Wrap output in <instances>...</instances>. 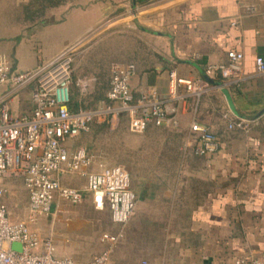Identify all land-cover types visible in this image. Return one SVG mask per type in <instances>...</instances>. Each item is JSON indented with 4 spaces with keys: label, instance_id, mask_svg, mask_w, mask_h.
Listing matches in <instances>:
<instances>
[{
    "label": "crops",
    "instance_id": "crops-1",
    "mask_svg": "<svg viewBox=\"0 0 264 264\" xmlns=\"http://www.w3.org/2000/svg\"><path fill=\"white\" fill-rule=\"evenodd\" d=\"M57 2L59 6L49 11L50 20L39 28L23 27L11 38L0 39V59L19 71L51 63L106 16L120 15L125 32L138 35L129 63H150L138 67L131 81L136 95L149 87L166 94L171 71L209 84L198 106L194 100L179 104L178 127H154L181 130L186 141L191 122L197 120L215 131L222 143L213 155L190 152L202 159V172H190L183 179L177 174L171 189L160 191L155 183L134 189L136 210L111 252L112 263L235 264L239 257L264 259V74L256 68V57L264 59V0ZM231 49L244 53L239 85L220 73H206L209 65L228 64ZM33 87L12 94L15 114L32 112ZM8 89L1 86L0 94ZM240 119L248 125L230 128ZM74 180L64 178L66 184ZM60 202L34 225L43 236L44 228L52 227L65 211ZM85 205L92 218L107 214L104 233L119 230L108 207L97 209L91 197ZM87 221L64 236L52 233L57 256L87 262L108 247Z\"/></svg>",
    "mask_w": 264,
    "mask_h": 264
},
{
    "label": "built area",
    "instance_id": "built-area-1",
    "mask_svg": "<svg viewBox=\"0 0 264 264\" xmlns=\"http://www.w3.org/2000/svg\"><path fill=\"white\" fill-rule=\"evenodd\" d=\"M74 50L73 45L51 63L23 71L12 69L7 59H0V87L10 86L6 93L0 94V264H113L111 252L123 237L138 203L130 173L121 165L95 167V157L84 147L71 148L69 140L88 132L93 123H109L118 117H125L134 133H142L150 126L178 127L179 104L193 99L194 106H198L208 92L205 80L180 78L171 71L166 94L149 87L136 95L131 81L137 74V66L117 63L111 67L106 100L95 107L75 109L71 106L70 90ZM228 57V64L209 65L206 73H220L239 85L243 79L244 53L231 49ZM256 68L264 74L261 56L256 57ZM30 84L34 85L33 110L15 114L11 96ZM247 125L246 119H240L230 124V128ZM221 145L215 131L193 120L183 151L207 156L218 153ZM13 173L23 178L28 191L26 219L13 218L4 202L7 194L4 181ZM65 177L84 178L85 185L82 188L68 185ZM88 197L97 209L109 208L119 230L103 233L101 239L108 247L87 262L57 256L53 234L43 236L34 225L41 216L50 215L58 201L79 204ZM13 243H20L21 250L13 248ZM235 264H264V259L239 257Z\"/></svg>",
    "mask_w": 264,
    "mask_h": 264
},
{
    "label": "rangeland",
    "instance_id": "rangeland-1",
    "mask_svg": "<svg viewBox=\"0 0 264 264\" xmlns=\"http://www.w3.org/2000/svg\"><path fill=\"white\" fill-rule=\"evenodd\" d=\"M54 1L57 0L0 1V39L11 38V35L18 33L23 27L25 31L36 29L43 22H48V17L51 18L49 11L59 6L52 4ZM120 18V15L111 18L106 16L100 25L91 29L74 45L72 68L76 86L73 89L71 86V90L74 94L78 93L77 99L83 106H93L98 96L107 93L112 65L132 62L129 61L132 56V44L137 45L138 35L129 36L123 29ZM134 64L138 70V67L143 69L150 63ZM186 141L181 130L170 128L150 126L142 133H134L130 130L127 119L118 117L105 125L93 123L88 132L73 138L70 145L71 148H86L95 157V167L98 164L125 167L130 173L133 189L138 190L148 183H155L161 191L172 188L177 174H181L183 179L190 172H202V159L183 151ZM74 179V183L67 184L84 187V178ZM5 185V199L12 217L26 219L29 195L23 178L13 173L5 179ZM89 198L79 204L60 202L65 211L60 213V218L52 227L50 224V227L44 228V233L64 236L69 230L80 227V221L88 220L87 224L93 232L102 235L109 226L107 214L90 217L89 209L85 207Z\"/></svg>",
    "mask_w": 264,
    "mask_h": 264
},
{
    "label": "trees",
    "instance_id": "trees-1",
    "mask_svg": "<svg viewBox=\"0 0 264 264\" xmlns=\"http://www.w3.org/2000/svg\"><path fill=\"white\" fill-rule=\"evenodd\" d=\"M52 4L59 5V2L54 1ZM70 86H72V89H73L74 86H76V81L75 80L73 81V78H72V82H71V85ZM70 90H71V87H70ZM77 96H78V93L77 94H74L72 92V90H71V106L73 108H75V109H79L81 107H83V108H89V107L83 106V104L79 101V99H77ZM100 100L101 101H105L106 100V94L104 95V93H103L100 96H98L97 99H96V101H94V103H93L94 105L93 106H90L89 105L90 108L91 107H95L97 105V103L100 102ZM190 100H193V99H190ZM96 123H99V122H96ZM99 124L105 125L106 123H99Z\"/></svg>",
    "mask_w": 264,
    "mask_h": 264
},
{
    "label": "water",
    "instance_id": "water-1",
    "mask_svg": "<svg viewBox=\"0 0 264 264\" xmlns=\"http://www.w3.org/2000/svg\"><path fill=\"white\" fill-rule=\"evenodd\" d=\"M13 248L21 250V244L20 243H13Z\"/></svg>",
    "mask_w": 264,
    "mask_h": 264
}]
</instances>
